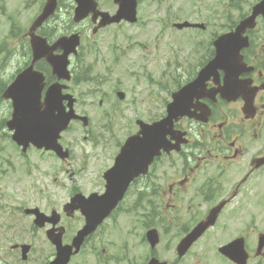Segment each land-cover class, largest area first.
<instances>
[{
  "label": "rangeland",
  "instance_id": "obj_1",
  "mask_svg": "<svg viewBox=\"0 0 264 264\" xmlns=\"http://www.w3.org/2000/svg\"><path fill=\"white\" fill-rule=\"evenodd\" d=\"M25 1L21 0L20 5L17 0H1L0 3V197H16L20 204L29 206L38 204L47 210L46 204L34 197L36 192L33 190L46 189L42 195L49 200L48 210L53 207L60 211L62 204L68 201L72 193L88 194L103 191L102 173L112 164L113 144L123 142L128 135L137 130L135 119L149 121L154 117L156 109L153 105L156 100L146 97L143 86L150 85L156 88L155 92L162 91L165 87L184 80V74L192 76L200 62L205 61L210 54L212 48L210 35L216 36L225 30L222 26L226 13L222 14L223 17L220 15L215 18L213 13L214 20H211L205 30H176L170 26L171 22L183 19L206 22L211 15L210 0H139L137 22L132 24L121 22L117 26H108L95 36L88 28L86 41L82 43L86 59L97 62L99 58L100 62L110 64L109 68L113 70L111 73L113 85L111 79H105L101 89L112 107L107 108L110 104L101 108L98 105L100 96L98 97L97 91L100 88L96 81H85L77 86L81 100L78 99L77 106L79 110L81 108V114L87 115L88 124L82 126L81 122L74 121L70 129L64 132L63 144L69 145L70 157L61 163L52 153H40L34 149H30L25 158L5 139L8 131L4 123L9 118L11 109L9 102L2 99L1 93L27 60L28 50L23 45L11 43L13 39L3 41V37L11 24L16 27L25 22L29 24L35 17L34 8L30 10L29 7H23ZM97 1L102 9L114 11L115 6L111 0ZM220 2L224 4V0ZM248 8L249 6L245 7L244 13ZM236 15V12L232 13V17ZM56 20L62 22L61 30L67 28L62 14L57 16ZM88 41L94 44L96 50L88 51V48L93 49ZM155 43H159L156 58H153L152 54L147 56L141 47L146 46L151 50ZM176 56H179L180 69L174 80L161 81L146 73L147 66L152 74L158 76L160 68L153 67L152 63L159 64L162 57L172 60ZM126 64L131 65L130 71L125 70ZM75 67L76 61L73 60L72 73ZM94 67L95 65L91 67V74L96 72L99 76L97 68ZM150 80L157 81L158 84L155 85ZM2 85L4 87L1 89ZM113 88H120L124 92L123 100L117 99L112 92ZM129 98L134 100L136 105H132ZM113 119L116 120V125L112 131ZM90 143L94 145L93 148ZM3 179L13 180L19 187L16 191L4 190ZM253 185L255 189L257 184ZM245 195L246 206L250 211L245 214L243 226L246 233L255 237L259 231H264L262 216L264 208H257L258 195H252L248 190ZM137 196L136 189L131 187L110 219L105 220L85 241L79 254L73 257L69 264H143L149 257L147 254L149 248L141 238L147 226L158 223L154 220L152 210L149 215L145 214L144 197L140 200V207H133ZM259 210L262 212L258 215V218L262 217L261 224L258 219L250 222L249 217L255 218L256 211ZM82 222L79 214L66 220L68 231L64 236V242L70 240ZM167 237L163 235L156 247L159 256L166 254L163 245L168 242ZM31 238L35 242V251L27 264H41L48 253V247L40 232L32 230L29 218L15 208L11 221L0 225V264H21L17 254L6 251V246L9 242ZM253 246L250 245L249 248ZM258 263V259L254 257L249 264Z\"/></svg>",
  "mask_w": 264,
  "mask_h": 264
},
{
  "label": "flooded vegetation",
  "instance_id": "obj_2",
  "mask_svg": "<svg viewBox=\"0 0 264 264\" xmlns=\"http://www.w3.org/2000/svg\"><path fill=\"white\" fill-rule=\"evenodd\" d=\"M38 2L34 0L32 5H38ZM259 38L249 42L243 52L251 71L238 77L239 83L246 88L242 96L230 102L219 99L211 104L206 101L211 108L207 123L181 118L176 129L186 133L187 142L178 151L162 153L147 174L131 184V187L140 189L144 197L153 196L147 202L156 209V217L161 222L156 228L168 236V242L163 245L166 254L161 256L167 263L234 264L223 254L222 248L239 237H243L245 243L248 240L253 244L260 234H264L259 232L253 237L243 226L245 214L250 211L244 198L245 187L251 189L253 182L264 177V36ZM13 43L29 49L25 26L20 28ZM74 82V79L69 81L68 89ZM208 87H211L210 83ZM251 96L252 107H249ZM218 103L222 105L214 108ZM115 125L116 120H112L111 126ZM190 130L195 132L192 138ZM120 144H113L114 154ZM190 156L192 161L187 160ZM213 163L219 168H211ZM176 204L178 210L181 206L186 207L188 218L177 222L179 213L173 214ZM217 206L219 209L210 214V218L214 214L216 217L213 226L208 227L182 257L175 256L177 242ZM261 218L255 219L261 224ZM249 221L252 222L251 216ZM46 244L48 253L45 258L49 259L53 251ZM148 254L158 255V252L150 250ZM257 256L264 260L262 253Z\"/></svg>",
  "mask_w": 264,
  "mask_h": 264
},
{
  "label": "water",
  "instance_id": "obj_3",
  "mask_svg": "<svg viewBox=\"0 0 264 264\" xmlns=\"http://www.w3.org/2000/svg\"><path fill=\"white\" fill-rule=\"evenodd\" d=\"M79 4L77 12L80 16L86 14V10L94 11L95 2L92 0H76ZM119 5V9L115 16L110 17L107 13H99L102 16V20L99 26L106 25L111 22H118L121 18H124L130 22L136 20L134 0H114ZM56 0H47L42 13L35 21V25L41 23V21L50 13L55 6ZM263 7L260 5L253 7L252 14L243 19L235 33H238V37L230 34L219 36L214 41L215 56L210 60L199 72L198 77L185 87L175 96L177 103L182 102L188 93L196 91L200 85L209 78L211 74H214L217 68H222L227 60L232 58V61L239 57V49L246 43L245 39H242V31L249 26L253 25L254 18L259 10ZM98 12H96V15ZM194 26L188 22L176 24L177 28ZM73 45L77 44L75 38L70 39ZM62 42L59 43V45ZM56 47V46H54ZM71 48L64 46V54L61 56H51L50 49L46 48L40 43H33V61L41 56H46L52 65L53 73L58 78L68 79V73H66V54ZM42 75L37 76L36 72L32 70V66H29L23 72L18 74L16 79L7 87L3 95L7 98H11L13 101V116L12 120L7 123L9 129L14 130L13 139L18 144H22L24 147L32 142L38 147L45 146L46 148H53L58 151L56 145V138L58 132L64 129L69 120L76 117L73 114L72 109L66 112L64 109H59V101L67 96H62L60 90L63 86L58 84H52L48 88V93L45 98V105L42 108L39 102V93L42 88ZM71 106V102L69 103ZM141 132L143 133L140 140H137L135 136L129 137L125 142L124 148L118 155V165L123 164V171L119 173L116 165L108 173V185L106 192L102 195L96 193L90 194L85 198L81 194H76L71 199L70 203L65 206V209L70 208V211L74 209H80L81 213L85 216V223L80 228L76 235L72 238L70 244H62V232L54 233L48 231L47 236L49 240L56 247V255L48 264H66L72 254L78 252L80 245L82 244L85 236L90 234L96 226L102 221V219L111 211L116 205L118 199L122 196L124 189L127 186L128 181L133 177L134 172L144 169V164H147L152 160L153 156L159 153L160 147L164 146V133L159 125L141 123ZM144 145L143 153L140 151L135 152L136 167L131 166L130 153L127 147L137 146L138 142ZM143 160L142 163L140 161ZM116 168V169H115ZM121 174V179L115 183V179ZM36 211V210H34ZM40 216V215H38ZM58 218L53 223H56ZM206 227L205 224L198 225L193 231L187 234L183 238L179 246L182 247L179 253H183L189 246L194 238H196ZM148 237L152 244H154L158 238L154 230L149 231ZM246 256L242 257L241 263H244ZM147 264H164L155 259H151Z\"/></svg>",
  "mask_w": 264,
  "mask_h": 264
},
{
  "label": "bare ground",
  "instance_id": "obj_4",
  "mask_svg": "<svg viewBox=\"0 0 264 264\" xmlns=\"http://www.w3.org/2000/svg\"><path fill=\"white\" fill-rule=\"evenodd\" d=\"M133 50V49H132ZM200 164V163H199ZM198 165V164H197ZM199 167V166H198Z\"/></svg>",
  "mask_w": 264,
  "mask_h": 264
}]
</instances>
